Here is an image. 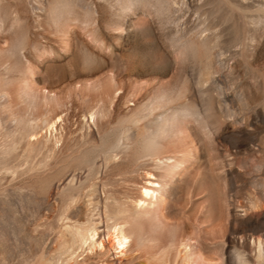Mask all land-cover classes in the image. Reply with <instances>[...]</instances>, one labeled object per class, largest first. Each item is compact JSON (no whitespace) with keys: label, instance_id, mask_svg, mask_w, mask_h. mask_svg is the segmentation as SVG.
<instances>
[{"label":"rangeland","instance_id":"374dc122","mask_svg":"<svg viewBox=\"0 0 264 264\" xmlns=\"http://www.w3.org/2000/svg\"><path fill=\"white\" fill-rule=\"evenodd\" d=\"M0 264H264V0H0Z\"/></svg>","mask_w":264,"mask_h":264},{"label":"bare ground","instance_id":"6f19581e","mask_svg":"<svg viewBox=\"0 0 264 264\" xmlns=\"http://www.w3.org/2000/svg\"><path fill=\"white\" fill-rule=\"evenodd\" d=\"M55 123H57V122L49 123L50 129L54 128ZM56 141H58V139H56L54 142H56ZM161 190H162V187L159 184L155 185L154 182H149V186L145 187L143 189V192L141 195L142 199H140L142 211L154 210L155 205L161 203L164 200V194L160 193ZM116 225H118V224H116ZM120 226L112 227V225H111V229H109L107 234H106V239H102V240H97V232L92 227H89V228H86L84 230L76 232L75 237H76L78 243L80 244L81 248L84 245H88V250H90V251L93 249L94 250L99 249L102 251V249H104V247H105L103 242L106 241V243L110 244L109 248L116 249L121 254L126 249V247L129 245L130 238L125 233L123 228ZM80 227H82V226H80ZM75 237H73V238H75ZM73 238H72V240H75ZM80 247H79V249H80ZM257 249H258L257 250L258 257H261L262 253H261V249H260V243H258Z\"/></svg>","mask_w":264,"mask_h":264}]
</instances>
